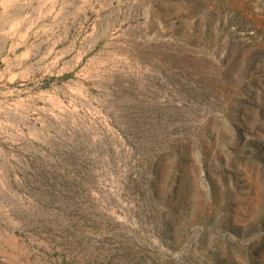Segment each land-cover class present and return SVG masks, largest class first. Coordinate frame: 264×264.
I'll return each instance as SVG.
<instances>
[{"label":"rangeland","instance_id":"374dc122","mask_svg":"<svg viewBox=\"0 0 264 264\" xmlns=\"http://www.w3.org/2000/svg\"><path fill=\"white\" fill-rule=\"evenodd\" d=\"M264 264V0H0V263Z\"/></svg>","mask_w":264,"mask_h":264},{"label":"crops","instance_id":"0c3cea01","mask_svg":"<svg viewBox=\"0 0 264 264\" xmlns=\"http://www.w3.org/2000/svg\"><path fill=\"white\" fill-rule=\"evenodd\" d=\"M0 264H6L5 262H3V263H0Z\"/></svg>","mask_w":264,"mask_h":264}]
</instances>
